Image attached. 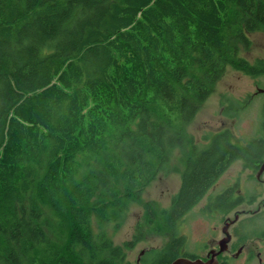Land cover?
Instances as JSON below:
<instances>
[{"label": "trees", "instance_id": "obj_1", "mask_svg": "<svg viewBox=\"0 0 264 264\" xmlns=\"http://www.w3.org/2000/svg\"><path fill=\"white\" fill-rule=\"evenodd\" d=\"M257 30L264 0H0V264H130L91 217L118 220L187 146L174 225L239 155L228 129L200 145L185 127L228 65L264 75L239 56Z\"/></svg>", "mask_w": 264, "mask_h": 264}, {"label": "rangeland", "instance_id": "obj_2", "mask_svg": "<svg viewBox=\"0 0 264 264\" xmlns=\"http://www.w3.org/2000/svg\"><path fill=\"white\" fill-rule=\"evenodd\" d=\"M247 36L250 45H239V56L250 63L258 59L264 60V31L257 30ZM224 96L239 101L238 106L242 108L236 117L222 114L227 104L222 101ZM222 129L230 131L235 143L264 136V75L253 77L228 65L194 119L185 127L186 133L200 145H204L205 138ZM187 149V146L171 149L167 163L143 190L141 201L130 203L118 220H111L105 226H100L97 219L91 217L93 233L104 232L114 245L122 246L125 261L130 264H153L150 261L153 260V251H158L172 240V231L175 236L184 237L177 247L179 256L199 254L205 247H215L212 237L218 236L216 229L220 228L223 218L217 213L208 215L201 209V202L187 210L174 225H169L163 214V210H170L172 196L180 187L184 168L182 154ZM77 162L83 164L82 158L78 157ZM231 169L232 166L223 177L230 178ZM147 202L151 204L154 216L147 215L148 208L144 207ZM131 241L133 247L124 246ZM244 259L241 257L233 260L231 264H246Z\"/></svg>", "mask_w": 264, "mask_h": 264}, {"label": "flooded vegetation", "instance_id": "obj_3", "mask_svg": "<svg viewBox=\"0 0 264 264\" xmlns=\"http://www.w3.org/2000/svg\"><path fill=\"white\" fill-rule=\"evenodd\" d=\"M236 145L239 155L227 162L197 202L202 203L201 209L208 215L217 213L223 218L216 229L218 236H209L215 247L206 248L205 244L201 253L184 256L177 251L176 258L214 259L217 264H231L244 257L246 264H264V149L243 150L253 145L250 141ZM231 166V177H223ZM172 234V240L180 238V244L184 237L175 236L173 231Z\"/></svg>", "mask_w": 264, "mask_h": 264}, {"label": "water", "instance_id": "obj_4", "mask_svg": "<svg viewBox=\"0 0 264 264\" xmlns=\"http://www.w3.org/2000/svg\"><path fill=\"white\" fill-rule=\"evenodd\" d=\"M170 264H217L214 259L203 261L201 259H189L185 257H178L174 259Z\"/></svg>", "mask_w": 264, "mask_h": 264}]
</instances>
